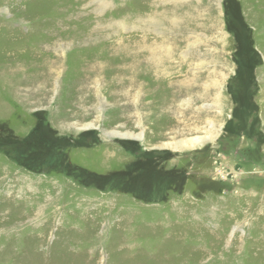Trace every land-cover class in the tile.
I'll return each instance as SVG.
<instances>
[{"label":"rangeland","instance_id":"obj_1","mask_svg":"<svg viewBox=\"0 0 264 264\" xmlns=\"http://www.w3.org/2000/svg\"><path fill=\"white\" fill-rule=\"evenodd\" d=\"M0 126V264H264V0H0Z\"/></svg>","mask_w":264,"mask_h":264},{"label":"trees","instance_id":"obj_2","mask_svg":"<svg viewBox=\"0 0 264 264\" xmlns=\"http://www.w3.org/2000/svg\"><path fill=\"white\" fill-rule=\"evenodd\" d=\"M248 119H249V120H252L251 118H248ZM234 122L237 123V121H234ZM250 123H251V121H249L248 123H246V126H248ZM0 127H2V126H0ZM0 131H4V129H1V128H0ZM9 147H10V146L7 145V144L0 145V151H1V152H8V151L10 150ZM41 171H42V173H45V174H46V172H48L47 166L44 165V166L42 167ZM77 175H78L79 177H82L83 175H85V173L81 172V174H78V173H77ZM67 176L72 177V176L70 175V173H68ZM79 177H78V178H79ZM72 178H73V180L76 179L75 176L72 177ZM78 178H77L75 181H79Z\"/></svg>","mask_w":264,"mask_h":264},{"label":"crops","instance_id":"obj_3","mask_svg":"<svg viewBox=\"0 0 264 264\" xmlns=\"http://www.w3.org/2000/svg\"><path fill=\"white\" fill-rule=\"evenodd\" d=\"M52 173H54V172H52ZM46 174H47V173H46ZM46 174H45V175H46ZM55 174H62V173H61V172H58V173L56 172ZM62 175H63V174H62Z\"/></svg>","mask_w":264,"mask_h":264}]
</instances>
